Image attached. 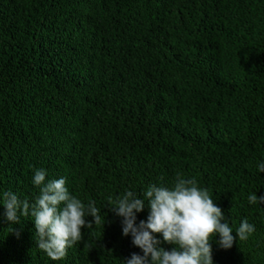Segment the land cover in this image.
<instances>
[{
    "label": "trees",
    "instance_id": "trees-1",
    "mask_svg": "<svg viewBox=\"0 0 264 264\" xmlns=\"http://www.w3.org/2000/svg\"><path fill=\"white\" fill-rule=\"evenodd\" d=\"M260 162L264 0H0V264L143 255L108 198L143 199L177 174L207 188L233 229L230 249L213 238L214 264H264V204L248 201L264 196ZM37 169L100 210L60 261L31 216L3 215L6 191L35 202ZM149 213L145 201L137 224ZM245 219L255 231L241 241Z\"/></svg>",
    "mask_w": 264,
    "mask_h": 264
},
{
    "label": "clouds",
    "instance_id": "clouds-1",
    "mask_svg": "<svg viewBox=\"0 0 264 264\" xmlns=\"http://www.w3.org/2000/svg\"><path fill=\"white\" fill-rule=\"evenodd\" d=\"M264 172V162L257 165ZM46 171L37 169L33 184L40 188L34 203L21 200L12 191L2 194L5 207L4 217L11 223H20L21 217H32L35 224L36 243L53 261H60L68 254V249L83 240L82 230L101 223L100 210L94 201L86 205L72 195L66 187V179L46 181ZM163 180V178H161ZM111 209L123 217L122 232L132 237L134 246L143 255L132 253L125 264H214L212 240L217 235V243L223 249H230L236 240L223 210L216 205L207 188L198 185L195 178L186 179L177 174L171 186L161 183L150 185L138 197L133 191H126L115 200L108 198ZM145 201L150 207L146 221L137 224V213L143 212ZM250 204H264V196L255 193L248 196ZM255 231V226L247 219L236 229L239 240H247ZM154 234H162L163 241ZM173 244L165 250L162 243Z\"/></svg>",
    "mask_w": 264,
    "mask_h": 264
}]
</instances>
